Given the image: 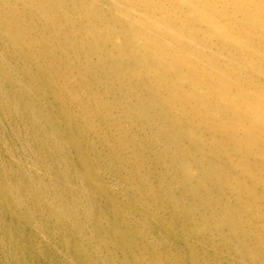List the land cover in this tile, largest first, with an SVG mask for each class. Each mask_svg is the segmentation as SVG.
<instances>
[{
	"label": "bare ground",
	"instance_id": "obj_1",
	"mask_svg": "<svg viewBox=\"0 0 264 264\" xmlns=\"http://www.w3.org/2000/svg\"><path fill=\"white\" fill-rule=\"evenodd\" d=\"M0 264H264V0H0Z\"/></svg>",
	"mask_w": 264,
	"mask_h": 264
}]
</instances>
